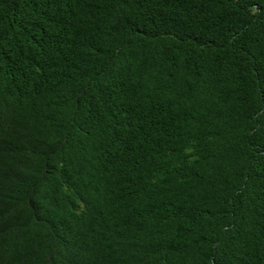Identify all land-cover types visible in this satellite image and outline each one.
<instances>
[{"label":"trees","instance_id":"trees-1","mask_svg":"<svg viewBox=\"0 0 264 264\" xmlns=\"http://www.w3.org/2000/svg\"><path fill=\"white\" fill-rule=\"evenodd\" d=\"M0 264H264V0H0Z\"/></svg>","mask_w":264,"mask_h":264}]
</instances>
